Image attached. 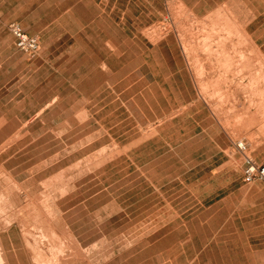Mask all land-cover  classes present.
<instances>
[{"label": "rangeland", "instance_id": "obj_1", "mask_svg": "<svg viewBox=\"0 0 264 264\" xmlns=\"http://www.w3.org/2000/svg\"><path fill=\"white\" fill-rule=\"evenodd\" d=\"M1 17L5 264H264L261 181L235 147L261 162L264 0H0Z\"/></svg>", "mask_w": 264, "mask_h": 264}, {"label": "built area", "instance_id": "obj_2", "mask_svg": "<svg viewBox=\"0 0 264 264\" xmlns=\"http://www.w3.org/2000/svg\"><path fill=\"white\" fill-rule=\"evenodd\" d=\"M14 37L15 47L24 53L28 59H33L40 52V41L35 35L29 34L19 23L12 22L8 26ZM237 153L243 159L242 180L246 184L255 181L264 182V165L258 163L249 151L248 144L241 140L235 143Z\"/></svg>", "mask_w": 264, "mask_h": 264}, {"label": "crops", "instance_id": "obj_3", "mask_svg": "<svg viewBox=\"0 0 264 264\" xmlns=\"http://www.w3.org/2000/svg\"><path fill=\"white\" fill-rule=\"evenodd\" d=\"M7 23H6V20H4L3 17L0 18V26L3 27L5 26ZM7 26V25H6ZM12 49H14V52L15 53H18L19 55L21 54L19 52V50L15 47V44H14V38L12 40V44L10 45ZM215 50H217V53L216 55L218 56L217 57V60H218V65H220L221 67H223L220 72H223L225 73L226 70H229L228 67L232 66L233 65V61H234V57L232 55V52H230L232 50V46L227 44V45H224L222 47H219V48H216ZM22 55V54H21ZM22 58H24L26 60V62H30L28 65H36V61H37V58H34V59H27L26 57L22 56ZM242 60H243V64L244 65H247L248 63L245 62V59L243 57H241ZM245 62V63H244ZM27 65V66H28ZM26 66V67H27ZM224 69V70H223ZM263 127H261V129H264V121H263ZM256 161H258L256 158H254ZM259 162V161H258ZM261 164L264 165V137H261V162H259ZM260 183V182H259ZM246 184V183H245ZM254 184V183H253ZM264 203V182L261 181V204Z\"/></svg>", "mask_w": 264, "mask_h": 264}, {"label": "bare ground", "instance_id": "obj_4", "mask_svg": "<svg viewBox=\"0 0 264 264\" xmlns=\"http://www.w3.org/2000/svg\"><path fill=\"white\" fill-rule=\"evenodd\" d=\"M236 33H237V32H236ZM1 252H2V251H1V248H0V264H5V263H4L5 260H3V257H2V255H1ZM3 254H4V253H3ZM3 256H4V255H3ZM37 261H38V260H37Z\"/></svg>", "mask_w": 264, "mask_h": 264}]
</instances>
